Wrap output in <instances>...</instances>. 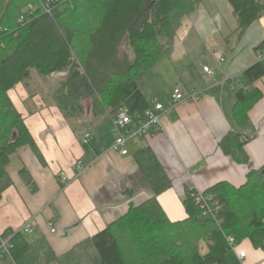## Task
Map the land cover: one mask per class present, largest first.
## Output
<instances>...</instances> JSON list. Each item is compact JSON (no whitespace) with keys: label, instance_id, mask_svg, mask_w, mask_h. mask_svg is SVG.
<instances>
[{"label":"trees","instance_id":"trees-1","mask_svg":"<svg viewBox=\"0 0 264 264\" xmlns=\"http://www.w3.org/2000/svg\"><path fill=\"white\" fill-rule=\"evenodd\" d=\"M229 2L238 21L234 34L240 38L264 15V0ZM30 3L39 2L0 0V196L12 184L13 154L29 147L43 159L9 94L12 89L33 81L35 74L45 79L64 72L53 95L75 131L85 118L83 101L88 99L97 117L107 113L114 117L126 110L139 121L150 104L138 79L172 48L184 18L198 1L62 0L52 14L40 12L28 21L32 18L28 11L27 22L20 23L19 16ZM17 31L18 39L14 38ZM125 44L128 54L121 51ZM256 52L260 59L244 72L246 87L235 92L233 115L240 127L263 96L255 83L264 77V41ZM253 138L233 130L220 147L237 162L247 163L245 146ZM134 156L154 195L92 237L93 264H232L230 236L236 243L249 238L264 250V167L251 170L239 187L219 182L206 190L218 202L214 214L204 215L194 198L199 191L188 189L183 200L188 218L172 222L158 201V195L173 186L172 178L151 148ZM20 172L35 190L29 172L25 168ZM10 243L16 264H61L45 237L30 241L20 231L10 237Z\"/></svg>","mask_w":264,"mask_h":264},{"label":"crops","instance_id":"crops-1","mask_svg":"<svg viewBox=\"0 0 264 264\" xmlns=\"http://www.w3.org/2000/svg\"><path fill=\"white\" fill-rule=\"evenodd\" d=\"M197 1L172 48L147 73L167 76L169 92L164 98L148 96L158 86L144 88L142 77L138 84L150 105L155 101L168 105L174 87L186 93L198 91L200 96L179 103L162 116L158 129L131 140L128 155L110 150L118 136L110 114L97 117L88 112L75 131L54 103H47L31 88L32 82L20 83L9 92L43 159L29 147L11 156L12 184L0 196V241L7 231L11 237L34 219L33 232L25 234L30 241L45 237L61 257V264H93L92 237L154 195L134 156L146 147L154 151L173 180V186L158 195L172 222L188 218L183 202L188 189L205 192L219 182L239 187L251 170L264 167V77L255 83L263 96L250 110L249 121L240 127L233 115L235 92L247 85L244 72L260 59L256 47L264 41V15L238 38L234 34L238 21L229 0ZM217 50L223 52L224 62L215 58ZM204 53L211 55V63L203 60ZM204 66L213 73L205 72ZM30 89L34 91L31 97ZM233 130L254 135L245 146L247 163L237 162L220 147V141ZM88 133L89 143L84 144L82 139ZM78 160L84 162L85 170L77 176ZM23 168L35 190L21 175ZM62 172L71 178L67 185L60 180ZM51 219L57 227L55 233L47 225ZM235 247L245 251L246 257L238 258L232 249V264H264V250L249 238ZM0 264L16 262L8 252Z\"/></svg>","mask_w":264,"mask_h":264},{"label":"built area","instance_id":"built-area-1","mask_svg":"<svg viewBox=\"0 0 264 264\" xmlns=\"http://www.w3.org/2000/svg\"><path fill=\"white\" fill-rule=\"evenodd\" d=\"M42 4L44 13L52 14L54 8L58 5L60 0H39ZM34 9H29V15L34 16ZM25 16H22L19 19L20 23L25 22ZM215 58L220 62H224L226 58L221 50L215 52ZM204 71L208 74H212V69L209 66H204ZM200 92L193 91L186 93L180 87H174L170 97L168 98V105L161 101H155L153 104L145 110L144 115L141 120L136 121L134 117L126 110L119 112L115 115L113 119L114 126L118 130V136L116 137L113 145L110 147V150L117 152L121 155L129 154V142L134 139L142 138L154 130L158 129L161 126V118L164 114L168 113L175 109L179 103L183 101H192L199 98ZM90 134H86L82 142L84 144L89 143ZM77 176L85 170V164L82 160L76 162ZM60 180L63 185L70 183L71 178L66 172L60 173ZM195 200L197 205L200 206L204 215L214 214L219 211V205L217 201L213 200L211 194L205 192H198L195 195ZM35 220L30 219L22 228L24 234H30L34 230ZM48 228L51 233L57 231L55 222L51 219L48 221ZM232 249L236 246V240L233 236L228 238ZM12 245L10 243V237L1 238L0 241V262L4 255L10 251ZM236 249V247H235ZM238 258L244 259L246 257V252L243 250L236 251Z\"/></svg>","mask_w":264,"mask_h":264},{"label":"rangeland","instance_id":"rangeland-1","mask_svg":"<svg viewBox=\"0 0 264 264\" xmlns=\"http://www.w3.org/2000/svg\"><path fill=\"white\" fill-rule=\"evenodd\" d=\"M61 1L62 0H60L58 5H60ZM38 2H39V0H38ZM39 6L41 8L38 9ZM29 9H34L35 14L28 21H31L35 17L39 16L40 12L44 13L42 4L40 2L38 4L37 3H34V4L30 3L23 9V12H22V14L19 17L21 18V16H23V15L26 16V13L29 11ZM19 37H20V32L19 31L15 32L14 33V38L18 39ZM121 51L124 54H128V51H129L128 46L125 44ZM204 55H205V57H203V60L208 61V62L211 63V55L209 53H207V54L204 53L203 56ZM65 76H66V73L63 72V73L53 74V75L49 76L48 78L45 77V79H43L41 76L35 74V78H32L33 81H31L32 82L31 88L33 90L39 91V93L41 94V96H43L44 100L47 103H54L55 104V99H54V95L53 94L55 92V89H56L58 83L62 79H64ZM144 79H146V80L144 81ZM141 81H142L143 87L147 88V89H148V87L150 89L151 86H152V89H154V85L158 86V89L156 90L157 92H154L152 95L150 94L148 96L164 98L165 94H167V92H169L170 85H169V78L167 76L161 75L160 77H155V76H152V74H150V75L146 74V75L142 76ZM163 81H165V83H163ZM157 82H158V84H157ZM148 84H150V85H148ZM22 85H24V84H22ZM35 87H36V89H35ZM32 89H30V91L28 90L29 97L34 95V91ZM83 104L86 106V113H85V116H86L88 112H91L92 101H91V99L84 100ZM91 114H92V112H91ZM80 120H78V122ZM234 250H236L235 247H234Z\"/></svg>","mask_w":264,"mask_h":264}]
</instances>
